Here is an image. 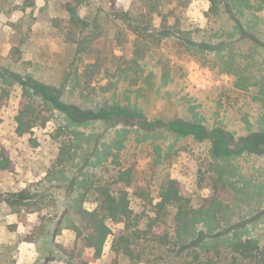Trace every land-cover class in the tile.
<instances>
[{
  "label": "rangeland",
  "instance_id": "1",
  "mask_svg": "<svg viewBox=\"0 0 264 264\" xmlns=\"http://www.w3.org/2000/svg\"><path fill=\"white\" fill-rule=\"evenodd\" d=\"M65 2L0 0V72L8 70L23 79L29 76L41 84L53 86L61 92L64 103L82 110L93 109L94 104L102 107L113 101L122 105L129 102L135 104L148 123L160 122V125L176 118L190 119L195 111L204 117L205 125L223 128L233 135V144L227 145L231 150L240 147L239 140L252 131L264 132V91L260 93L258 87L264 83V46H254V42L264 45V7L260 11L254 8L239 14L241 32L234 31L235 41L245 39L235 46V59L242 67L250 65L245 76L249 78L247 81L255 83L247 89L238 88L235 85L237 78L220 70L211 59L210 63L202 64L200 57L180 54L173 43L167 42L165 47L169 52L157 50L145 61V72L155 76L152 88L128 83L106 88L109 83L106 78L94 80L90 88L82 90V87L72 88L70 82L69 73L79 35L78 27L70 21ZM131 4L132 0H84L76 13L79 19L91 20L98 16L103 21L101 36L93 42L103 59L117 63L121 56L129 58L131 44L125 43V37L122 44L115 41L118 28L110 18L128 11ZM210 6V0L188 2L186 18L189 29L195 31L194 41L216 44L229 41L226 38V28L232 24L228 21L229 14L221 11L220 16L212 15ZM158 24L159 19L155 18L154 25L157 27ZM219 34L220 37H214ZM160 52L168 53L161 59ZM159 59L170 69L166 81H160ZM1 91H6V99L0 107V145L8 151L14 170L0 176V194L17 195L24 190L31 198L29 202L33 203L31 208L38 207L39 210L27 213L24 208L14 210L0 202V264H38L44 261L50 245L72 243L74 233L70 230L45 236L36 243H20L19 240L26 232L25 224H37L42 218L47 222L51 219L52 226L57 223L60 213L67 210L70 201L83 191L75 186L82 175H88L91 181L104 178L116 162L123 167L132 166L145 177L159 165L162 175L180 182L182 193L192 200L193 208H199L206 199L210 201L214 193L213 180L217 176L210 165L214 162L209 155L208 143L198 144L191 138L172 143L171 136L162 133V136L155 135L153 140L142 142L136 133L140 121L126 118L66 128L61 113L47 110L38 101L34 104L41 111L40 124L30 134L18 137L15 117L24 100L23 89L10 82L9 85L1 84L0 94ZM124 131H128L127 138L121 143L122 149L116 150L119 146L116 142L121 140ZM157 144H160L162 155L168 147L171 149L166 157L154 164L156 153L152 147ZM96 147L101 153L108 148L103 163L93 167L95 158L91 152ZM217 162L226 165L223 161ZM230 169L237 173L233 180L236 179L235 183L243 188L246 197L241 198L242 203L233 205L227 215L228 224L243 239H254L260 248H264V156L244 153L232 157L229 172ZM84 207L89 210L95 207L91 197ZM110 244L109 238L101 261L94 264L106 260Z\"/></svg>",
  "mask_w": 264,
  "mask_h": 264
},
{
  "label": "trees",
  "instance_id": "2",
  "mask_svg": "<svg viewBox=\"0 0 264 264\" xmlns=\"http://www.w3.org/2000/svg\"><path fill=\"white\" fill-rule=\"evenodd\" d=\"M188 2L189 0H132L128 11L116 13L113 18L109 16L113 25L118 28L115 41L122 44L125 37V43L131 44L129 58L121 56L114 63L110 59H103L93 46V42L101 36L103 21L98 16L91 20L86 17L79 19L76 13L83 6L84 0H66L65 8L70 21L78 27L79 35L69 73L71 87L86 90L94 80L107 78L109 83L106 88H115L120 83L132 86L143 84L146 88H152L155 76L151 72H145V61L157 50L169 52L165 47L167 42L173 43L172 46L180 54L200 57L202 64L210 63L211 59L220 70L237 78L235 85L240 89L255 85L247 81L249 78L245 76L250 65L242 67L235 59V46L245 39L235 41L233 38L234 31L241 32L238 15L254 8L260 11L264 7V0H255L256 3L253 0H210L209 12L220 16L221 11H224L229 14L228 21L232 23L226 28V38L229 41L219 44L194 41L195 31L189 29L190 24L186 18ZM155 18L159 19L157 27L154 25ZM220 36L214 35L215 38ZM255 45L264 46L257 42H254ZM168 52H160L161 59ZM167 58L170 60V57ZM161 59L157 61L160 81H166L170 76V69ZM10 82L19 84L23 89L24 100L15 117V133L18 137L30 134L40 124L41 111L35 106L36 101L47 110L61 113L66 128L84 127L97 121L109 122L112 118L139 120L136 130L139 141L153 140L155 135L162 136V133L171 136L172 143L184 138H191L198 144L208 143L209 155L214 162V165H210L217 176L213 180L214 193L210 201L206 199L195 209L192 200L182 193L180 182L162 175L160 172L163 170H158L159 165L152 168L149 177L143 176L141 171L132 166L123 167L118 162L107 171L108 176L104 178L94 176L96 179L91 181L88 175H82L75 186L83 191L70 201L67 210L60 213L54 226L51 219L47 222L45 218L37 224H25L26 232L19 240L20 243H36L45 236H56L65 230L74 233L72 243L50 245L44 261L38 264L97 263L102 259L103 249L109 238V253L102 264H264V248H260L254 239H243L227 220L233 205L242 203L241 198L246 197L243 188L235 183L236 179L233 180L237 175L235 170L230 169L229 172L230 158L244 153L264 156L262 130L252 131L241 138V146L231 150L227 145L233 144V135L223 128L205 125L204 117L195 111L191 113L190 119L176 118L160 125V122L148 123L135 104L129 102L122 105L113 101L102 107L94 104L93 109L82 110L64 103L61 92L53 86L41 84L29 76L23 79L18 73L8 70L0 72V85H9ZM258 87L259 92L263 93L264 83ZM5 97L6 91H1L0 107ZM127 132H122L121 140L116 142L119 145L115 147L116 150L122 149L121 143L126 140ZM159 145L152 147L156 153L154 164H158L170 153L171 148L168 147L162 155ZM107 148L102 153L98 152L97 147L91 152V156L95 158L93 167L103 163ZM217 161H223L226 165ZM13 170L8 151L0 145V176L9 175ZM0 197V202L11 209L20 207L27 210V213L39 210L38 207L31 208L33 203L29 202L31 198L28 193L24 194V190L17 195L0 194ZM90 197L95 205L91 210L84 207ZM223 223H226V228Z\"/></svg>",
  "mask_w": 264,
  "mask_h": 264
}]
</instances>
